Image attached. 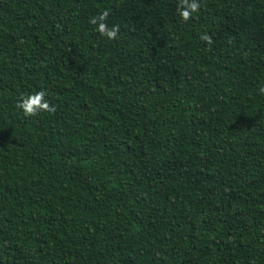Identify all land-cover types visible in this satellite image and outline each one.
Returning a JSON list of instances; mask_svg holds the SVG:
<instances>
[{
	"label": "trees",
	"instance_id": "1",
	"mask_svg": "<svg viewBox=\"0 0 264 264\" xmlns=\"http://www.w3.org/2000/svg\"><path fill=\"white\" fill-rule=\"evenodd\" d=\"M0 264H264V1L0 0Z\"/></svg>",
	"mask_w": 264,
	"mask_h": 264
},
{
	"label": "clouds",
	"instance_id": "2",
	"mask_svg": "<svg viewBox=\"0 0 264 264\" xmlns=\"http://www.w3.org/2000/svg\"><path fill=\"white\" fill-rule=\"evenodd\" d=\"M197 9V5L195 3H193L191 5V10L192 11H196ZM181 15L187 19L189 13L187 11L182 12ZM101 20L104 19V16L100 17ZM93 23H95V21H93ZM100 31L103 33L105 32V27L103 24L100 25ZM107 36L109 38H113L116 35L115 30L112 31H107ZM45 93L43 91L37 92L34 95L29 96L27 99H25L20 105L19 107L21 108V110L23 111V113L26 116H31L34 115L38 110H42V109H47L48 108V103L47 101L44 99Z\"/></svg>",
	"mask_w": 264,
	"mask_h": 264
},
{
	"label": "rangeland",
	"instance_id": "3",
	"mask_svg": "<svg viewBox=\"0 0 264 264\" xmlns=\"http://www.w3.org/2000/svg\"><path fill=\"white\" fill-rule=\"evenodd\" d=\"M264 1V0H263Z\"/></svg>",
	"mask_w": 264,
	"mask_h": 264
}]
</instances>
